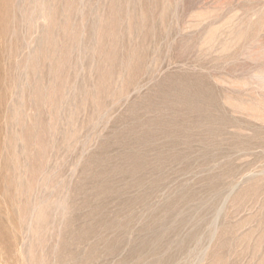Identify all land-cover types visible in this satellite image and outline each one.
Here are the masks:
<instances>
[{"label": "rangeland", "instance_id": "rangeland-1", "mask_svg": "<svg viewBox=\"0 0 264 264\" xmlns=\"http://www.w3.org/2000/svg\"><path fill=\"white\" fill-rule=\"evenodd\" d=\"M0 264H264V0H0Z\"/></svg>", "mask_w": 264, "mask_h": 264}, {"label": "bare ground", "instance_id": "bare-ground-1", "mask_svg": "<svg viewBox=\"0 0 264 264\" xmlns=\"http://www.w3.org/2000/svg\"><path fill=\"white\" fill-rule=\"evenodd\" d=\"M220 34V33H219ZM192 40V39H191ZM190 40V41H191ZM186 42V41H185ZM191 43V42H190ZM205 43V42H204ZM203 44V43H202ZM205 45V44H204ZM190 46V45H189ZM191 47V46H190ZM215 47V46H214ZM204 67V66H203ZM191 76V75H190ZM191 79H192V77H191ZM191 84H193L192 83V80H191ZM201 92V91H200ZM210 92V91H209ZM194 93V92H193ZM199 94V93H198ZM194 96V95H193ZM197 98V97H196ZM200 98H201V96H200ZM203 98V97H202ZM204 98H205V96H204ZM208 98V97H207ZM199 99V98H198ZM189 100H190V98H189ZM196 100V99H195ZM229 100V99H228ZM203 101V100H202ZM230 101V100H229ZM189 104H190V102H188ZM205 103V102H204ZM202 106V105H201ZM190 108V107H189ZM196 108V107H195ZM191 109V108H190ZM197 112V111H196Z\"/></svg>", "mask_w": 264, "mask_h": 264}]
</instances>
